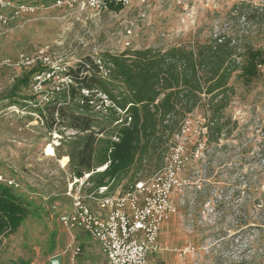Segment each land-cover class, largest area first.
Segmentation results:
<instances>
[{
    "label": "rangeland",
    "instance_id": "1",
    "mask_svg": "<svg viewBox=\"0 0 264 264\" xmlns=\"http://www.w3.org/2000/svg\"><path fill=\"white\" fill-rule=\"evenodd\" d=\"M6 1L34 11L0 25V173L19 182L15 193L29 208L21 227L0 237V264H49L54 255L64 264H105L90 236L64 230L51 208V194H63L73 179L69 154L75 132L49 131L34 104L17 97L34 96L42 106L53 87L69 83L68 69L85 58L99 63L102 53L205 43L218 33L239 46L263 49L264 0H133L118 11L111 8L120 6L114 2L99 11L86 0ZM32 68L51 71L30 74L29 86L10 96L16 80ZM101 74L106 76L103 68ZM229 85L234 94L224 114L230 122L217 140L207 142L199 107L179 124L180 134L138 159L121 183L135 173L152 176L165 158L180 161V187L173 196L179 212L173 219L182 246L175 254L189 264H264V67L250 81L235 72ZM76 242L86 248L80 246L72 263ZM189 246L191 252L179 253Z\"/></svg>",
    "mask_w": 264,
    "mask_h": 264
},
{
    "label": "trees",
    "instance_id": "2",
    "mask_svg": "<svg viewBox=\"0 0 264 264\" xmlns=\"http://www.w3.org/2000/svg\"><path fill=\"white\" fill-rule=\"evenodd\" d=\"M111 8L118 11L121 6ZM261 67L264 48L239 46L218 33L205 43L102 53L99 63L85 58L67 70L64 75L69 83L53 87L50 100L42 106L34 96L17 99L32 102L34 113L45 119L49 131L75 132L69 154L73 178L90 174L89 186L82 192L108 187V194H113L119 187L123 193L135 181L145 179L135 173L121 184L135 162L180 134L179 124L199 107L206 119L207 142L217 140L230 122L224 112L234 94L231 76L239 71L241 79L250 81ZM36 71L51 70L32 68L16 80L10 96L27 88L29 75ZM28 215L20 196L0 183V237L15 233Z\"/></svg>",
    "mask_w": 264,
    "mask_h": 264
},
{
    "label": "built area",
    "instance_id": "3",
    "mask_svg": "<svg viewBox=\"0 0 264 264\" xmlns=\"http://www.w3.org/2000/svg\"><path fill=\"white\" fill-rule=\"evenodd\" d=\"M86 1L88 7L104 11L110 2L127 7L133 0ZM57 3L60 4V1ZM33 11L32 7L23 4L12 8L10 2L0 0V25L18 14ZM165 159L162 169L146 179L135 181L123 193L108 194V187L84 193L82 189L89 186L87 180L90 174L73 178L64 193L70 200L71 209L58 215L59 224L68 232L74 229L86 232L98 244L106 264H147L150 256L159 254L163 249L159 243L162 227L179 212L173 196L175 189L180 187L178 177L183 166L174 157ZM103 169L105 167L97 171ZM0 183L14 190L20 189L19 184L1 173ZM191 251L189 246L179 253ZM71 253L70 261L73 263L80 248L71 247Z\"/></svg>",
    "mask_w": 264,
    "mask_h": 264
},
{
    "label": "crops",
    "instance_id": "4",
    "mask_svg": "<svg viewBox=\"0 0 264 264\" xmlns=\"http://www.w3.org/2000/svg\"><path fill=\"white\" fill-rule=\"evenodd\" d=\"M10 179L14 180L17 184H19V182L15 178H10ZM70 182L71 181H69L67 183V186ZM67 186L65 187L63 194H51V196H54L55 198L57 197L56 203L54 200L55 198H51V200H53V204L51 205V208L54 210L53 212L56 211L58 215L61 213H65L71 209L70 200L64 196V193L67 189ZM20 189H21V185H20ZM14 191L19 192V189L14 190ZM51 196L50 195L43 196L42 199H43V201H48ZM59 197H60V199H58ZM44 204L48 206V202H44ZM93 208H94V204H93ZM174 222H175V220L173 218H171L162 227L160 234H159V243L163 249L159 254L150 256L148 258L147 264H189V261L187 262V260H183V258L180 257L179 254L178 255L175 254V253H177V251H179L180 247L182 246V242H181V239L178 241L175 240V231L177 232V230H176V225L174 224ZM70 238H72L71 242L74 243L76 241V239H74L73 236H71ZM94 244L98 247V250H99L100 254L102 255L98 244L97 243H94ZM80 246L82 248V245H80L76 242L75 247L80 248ZM85 246L83 248H86ZM86 250L88 251V253L91 252L90 248H87ZM52 257L53 256H51L48 259V262ZM102 257H103L104 262H105V258L103 255H102ZM61 261H62L61 264H64L62 256H61ZM183 261H185V262H183ZM105 264H106V262H105Z\"/></svg>",
    "mask_w": 264,
    "mask_h": 264
},
{
    "label": "water",
    "instance_id": "5",
    "mask_svg": "<svg viewBox=\"0 0 264 264\" xmlns=\"http://www.w3.org/2000/svg\"><path fill=\"white\" fill-rule=\"evenodd\" d=\"M61 256L60 255H56L53 256L50 260H49V264H61Z\"/></svg>",
    "mask_w": 264,
    "mask_h": 264
}]
</instances>
